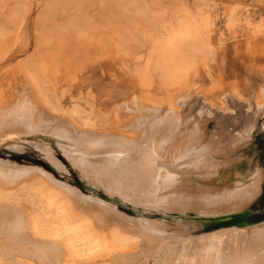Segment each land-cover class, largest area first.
Listing matches in <instances>:
<instances>
[{"label":"bare ground","instance_id":"bare-ground-1","mask_svg":"<svg viewBox=\"0 0 264 264\" xmlns=\"http://www.w3.org/2000/svg\"><path fill=\"white\" fill-rule=\"evenodd\" d=\"M46 95L0 101V146L28 145L63 173L61 153L85 191L0 159V264H264V220L246 218L264 169L239 167L253 121L231 134L220 116L210 130L201 112L172 108L108 130L92 108ZM153 212L169 219L143 214ZM204 221L232 226L199 233Z\"/></svg>","mask_w":264,"mask_h":264},{"label":"rangeland","instance_id":"rangeland-1","mask_svg":"<svg viewBox=\"0 0 264 264\" xmlns=\"http://www.w3.org/2000/svg\"><path fill=\"white\" fill-rule=\"evenodd\" d=\"M261 90L264 0H0V101L29 97L41 105L44 93L65 106L77 101L108 130L133 113L163 118L172 108L189 118L201 112L210 130L220 116L231 134L253 121L239 151L240 170H247L248 160L264 169V109L256 108ZM11 140L0 146V159L40 166L85 191L61 153L63 173L28 145L14 149ZM262 183L248 220H264V173ZM118 205L127 214L142 213ZM230 226L215 229L204 221L199 233Z\"/></svg>","mask_w":264,"mask_h":264}]
</instances>
